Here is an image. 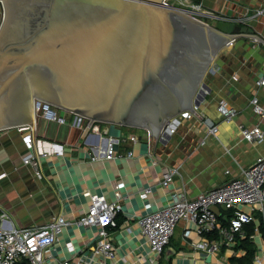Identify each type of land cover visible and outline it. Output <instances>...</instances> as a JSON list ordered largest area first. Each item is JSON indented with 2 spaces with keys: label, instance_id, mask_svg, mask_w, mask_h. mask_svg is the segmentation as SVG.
Returning <instances> with one entry per match:
<instances>
[{
  "label": "crops",
  "instance_id": "obj_1",
  "mask_svg": "<svg viewBox=\"0 0 264 264\" xmlns=\"http://www.w3.org/2000/svg\"><path fill=\"white\" fill-rule=\"evenodd\" d=\"M202 2L217 12L250 15L249 24L263 40L241 38L232 50L217 57L207 73L205 83L209 90L199 107L218 125L216 135L199 121L180 115L169 126L170 132L166 130L164 137L157 135L152 155L144 129L104 123L101 126L107 133L102 131L100 135L86 125L75 126L74 117L68 113L65 122H60L46 117L43 111L36 112L34 130L29 123L33 135L30 148L24 140L25 132L18 127L0 130V208L8 215V226L40 227L58 217L67 221L46 253L44 264L68 260L72 264L98 263L94 254L95 229L77 223L88 211L87 191L117 201L121 207L117 215L119 225L111 230L112 242L117 247L114 264H243L241 258L247 253L242 243L247 239L246 229L236 236L233 245H223L220 251L209 253L197 246L196 225L181 220L170 243L155 257L139 224L140 217L169 203L171 191L184 190L194 196L224 185L264 155V142H249L242 134L243 128L255 125L264 130V121L254 112L251 103L257 97L264 105V86L257 85L264 69V12L257 14V10L264 9V0ZM220 100L228 101L237 110L232 121H225L218 111ZM134 135L139 137L135 142L129 138ZM108 136L121 138L116 150L122 156L107 159L100 155V150L108 144ZM30 152L41 159V179L23 162ZM169 168L177 172L165 188L161 181ZM145 189L150 192L143 199L141 194ZM241 209L250 210L246 205ZM232 210L219 208L222 225L228 224ZM253 216L256 227L250 238L256 246L255 255L264 264L260 211H253ZM205 236L218 240L220 232L218 229L206 231ZM68 243L74 246V251L69 250Z\"/></svg>",
  "mask_w": 264,
  "mask_h": 264
},
{
  "label": "water",
  "instance_id": "obj_2",
  "mask_svg": "<svg viewBox=\"0 0 264 264\" xmlns=\"http://www.w3.org/2000/svg\"><path fill=\"white\" fill-rule=\"evenodd\" d=\"M1 3L0 130H34L42 101L51 116L148 130L152 155L157 135L200 105L217 57L262 40L250 24H209L165 0Z\"/></svg>",
  "mask_w": 264,
  "mask_h": 264
},
{
  "label": "built area",
  "instance_id": "obj_3",
  "mask_svg": "<svg viewBox=\"0 0 264 264\" xmlns=\"http://www.w3.org/2000/svg\"><path fill=\"white\" fill-rule=\"evenodd\" d=\"M165 4L175 5L188 15L209 24L225 21L247 25L252 19L246 13L243 15H230L217 12L205 7L203 2L193 0H165ZM263 12L264 9L257 10V14ZM0 13L3 17L1 0ZM255 40L259 41L260 39L255 38ZM257 85L264 86V69ZM251 103L254 112L264 121V105L259 102L257 97H254ZM217 108L227 122L232 121L237 115V110L226 100H220ZM35 110L36 112L43 111L48 118L65 122V116L60 117L57 112L54 116H51L49 109L42 101ZM193 110L185 111L182 116L186 119L199 121L214 135L219 132L218 125L200 109L199 105L193 106ZM67 113L74 117L73 123L75 126L82 127V125H86L94 133L100 135L102 131L107 133V129L101 126L104 122L90 120L73 112ZM31 128L29 124L18 126L19 131L25 132L24 140L29 148L33 145ZM145 131L149 153H151L150 132ZM242 134L249 142H264V130L259 125L243 128ZM129 138L134 142L139 139L137 135L129 136ZM107 140L108 144L105 149L100 150V155L107 159L122 156L116 150L121 138L108 136ZM131 154V152H128V155ZM23 162L31 166L38 178H43L42 162L39 157L30 152L23 158ZM176 172L177 169L169 168L163 173L161 181L163 187H169ZM149 192L150 189H145L141 197L143 199L147 198ZM85 195L90 199L88 211L77 220V223L84 227L94 228L96 231L94 254L98 257L97 264H114L117 247L112 242L111 230L119 225L117 215L121 207L117 201H111L103 195L92 194L89 191ZM117 198H120V193L117 194ZM243 205L248 206L250 210L241 209ZM214 207L235 208V215L227 225H222L218 213L213 209ZM255 210L260 211L262 226L264 227V155L259 156L250 166L244 168L239 176L232 178L224 185L200 192L194 196L189 195L184 190L171 191L169 203L140 217L139 224L142 233L148 238L151 252L155 257H159L170 243L176 226L181 220H187L196 225L198 236L196 243L200 249L215 253L220 251L223 245L230 246L236 242V236L243 234L244 226L254 221L253 211ZM66 224L65 218L58 217L44 226L14 228L8 226V215L0 208V264H44L46 253L57 241L58 235ZM215 229L219 230L220 239L211 240L205 236L206 231ZM189 234L190 232L187 231L186 236H189ZM68 248L70 251H74V246L71 243H68ZM152 262L154 263L155 259H152ZM59 264H72V262L68 260ZM78 264L89 263L79 261ZM252 264H262V259L258 254L255 255Z\"/></svg>",
  "mask_w": 264,
  "mask_h": 264
},
{
  "label": "trees",
  "instance_id": "obj_4",
  "mask_svg": "<svg viewBox=\"0 0 264 264\" xmlns=\"http://www.w3.org/2000/svg\"><path fill=\"white\" fill-rule=\"evenodd\" d=\"M231 209H233V210H232L230 219L235 215V210H236L235 208H231ZM220 219L222 220V218H220ZM230 219H229V221H230ZM229 221H228V223H229ZM255 227H254L253 222L248 223L244 226V230L245 229L247 230V239H245L244 242H242V243H243V247L246 249L247 253L243 259L241 258V262L243 264H252V262H253L251 260H253V257L255 255L256 246L254 245V241L251 240L250 235L254 233ZM260 228H261V230L264 231L263 226H260ZM232 260L235 262L236 259L232 258Z\"/></svg>",
  "mask_w": 264,
  "mask_h": 264
},
{
  "label": "rangeland",
  "instance_id": "obj_5",
  "mask_svg": "<svg viewBox=\"0 0 264 264\" xmlns=\"http://www.w3.org/2000/svg\"><path fill=\"white\" fill-rule=\"evenodd\" d=\"M1 20H2V13H0V22H1ZM58 111H59V110L56 109V112H57V113H59Z\"/></svg>",
  "mask_w": 264,
  "mask_h": 264
}]
</instances>
